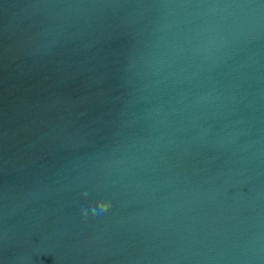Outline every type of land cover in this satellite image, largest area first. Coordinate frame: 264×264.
<instances>
[{"label":"water","instance_id":"1","mask_svg":"<svg viewBox=\"0 0 264 264\" xmlns=\"http://www.w3.org/2000/svg\"><path fill=\"white\" fill-rule=\"evenodd\" d=\"M0 264H264V0H0Z\"/></svg>","mask_w":264,"mask_h":264},{"label":"clouds","instance_id":"2","mask_svg":"<svg viewBox=\"0 0 264 264\" xmlns=\"http://www.w3.org/2000/svg\"><path fill=\"white\" fill-rule=\"evenodd\" d=\"M100 207L104 210V211H107L111 205L110 204H104V203H101Z\"/></svg>","mask_w":264,"mask_h":264}]
</instances>
